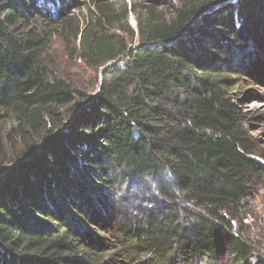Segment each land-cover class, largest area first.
Segmentation results:
<instances>
[{
  "label": "trees",
  "instance_id": "16d2710c",
  "mask_svg": "<svg viewBox=\"0 0 264 264\" xmlns=\"http://www.w3.org/2000/svg\"><path fill=\"white\" fill-rule=\"evenodd\" d=\"M113 8L65 32L49 0H0V111L18 120L11 141L37 146L0 169V264H264L247 223L264 155L230 67L247 56L264 86V0L150 7L136 41ZM54 36L111 63L94 94L50 71ZM121 202L161 211L125 220Z\"/></svg>",
  "mask_w": 264,
  "mask_h": 264
},
{
  "label": "rangeland",
  "instance_id": "374dc122",
  "mask_svg": "<svg viewBox=\"0 0 264 264\" xmlns=\"http://www.w3.org/2000/svg\"><path fill=\"white\" fill-rule=\"evenodd\" d=\"M205 0H49V3L55 6L56 22L60 20L70 21L71 26H66L65 32L76 31L77 26L83 29L90 20L93 13H95L98 4H104L107 6L115 7L113 10L121 12L117 17L123 15L124 10L127 8L128 20L123 23L127 33L131 30L134 31L136 39L139 30V21H145V9L154 8L155 15H159L161 18H172L177 11L183 7L185 3L191 5H200ZM57 6H56V4ZM51 8V7H50ZM212 12V11H211ZM209 12V13H211ZM52 24V23H51ZM110 35H119L125 37V33L109 28ZM251 48V47H250ZM253 48H251L252 50ZM80 52V40H74L70 38L67 43L63 38L54 36L50 39V43L47 49L46 61L50 71L57 75L72 81L76 86L85 88L90 91V94H94L95 90L103 82V71L106 67L100 69L93 68L85 60L79 57ZM252 54V51L249 52ZM248 55L246 52L243 54ZM240 58L234 59L231 64L233 71L240 72V89L234 88L232 90V96L238 100V104L241 107L243 113H246L248 124L250 126V136L256 146L260 155H264V86L255 83L253 80L248 79L245 76L244 67L250 65V61L245 59V66L241 63ZM108 68V67H107ZM229 70V69H227ZM244 77V78H243ZM243 79V80H242ZM7 114L4 111H0V162L3 157L9 158V163L0 167L2 170H6L10 167V163L16 158L20 157L23 152L30 149L31 151L36 149V145H32L30 142H22L19 138L10 140L13 128L17 127L18 120L12 115ZM263 164L264 161L260 160ZM258 195L249 203V219L248 225L251 226L252 238L256 241H261L264 244V175L260 176L256 181ZM137 204V203H136ZM132 204L127 202H121L119 204L117 214L118 217L130 220L131 214L139 215V217L146 218L152 213L160 212L159 206L155 203L144 202L143 204ZM128 217V218H127ZM264 255V252H262ZM205 264V262H203ZM219 264H230L227 257L219 262Z\"/></svg>",
  "mask_w": 264,
  "mask_h": 264
},
{
  "label": "water",
  "instance_id": "95a60500",
  "mask_svg": "<svg viewBox=\"0 0 264 264\" xmlns=\"http://www.w3.org/2000/svg\"><path fill=\"white\" fill-rule=\"evenodd\" d=\"M110 65H111V63L107 67H109ZM107 67L105 69H107Z\"/></svg>",
  "mask_w": 264,
  "mask_h": 264
}]
</instances>
